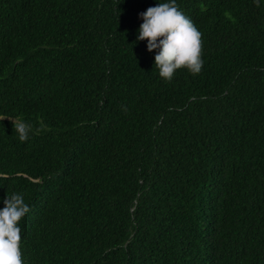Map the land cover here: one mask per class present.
<instances>
[{
  "label": "trees",
  "instance_id": "obj_1",
  "mask_svg": "<svg viewBox=\"0 0 264 264\" xmlns=\"http://www.w3.org/2000/svg\"><path fill=\"white\" fill-rule=\"evenodd\" d=\"M166 2L0 0V210L29 205L24 264H264V0H176L204 66L171 82L138 40Z\"/></svg>",
  "mask_w": 264,
  "mask_h": 264
},
{
  "label": "clouds",
  "instance_id": "obj_2",
  "mask_svg": "<svg viewBox=\"0 0 264 264\" xmlns=\"http://www.w3.org/2000/svg\"><path fill=\"white\" fill-rule=\"evenodd\" d=\"M254 3L260 6V0ZM140 15L143 23L138 40H147L149 52L158 50L155 67L161 78L171 82L179 69H187L193 75L201 73L204 66L202 33L180 10L176 0L149 7ZM12 122L20 141H27L31 125L19 119ZM4 205L0 210V264H24L18 225L30 211L29 205L23 194L15 192L7 195Z\"/></svg>",
  "mask_w": 264,
  "mask_h": 264
}]
</instances>
